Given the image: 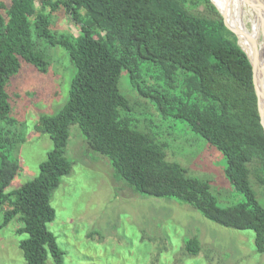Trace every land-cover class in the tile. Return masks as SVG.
<instances>
[{
  "label": "trees",
  "instance_id": "obj_1",
  "mask_svg": "<svg viewBox=\"0 0 264 264\" xmlns=\"http://www.w3.org/2000/svg\"><path fill=\"white\" fill-rule=\"evenodd\" d=\"M212 1L0 0V206H9L1 227L19 218L17 231L28 236L19 244L25 264H45L48 254L64 264L47 224L55 219L52 194L72 171L65 156L71 125L89 151L107 158L115 180L142 196L175 199L219 226L250 230L264 254V207L251 185L252 179L264 186V129L252 66ZM58 11L78 34L52 31ZM55 46L67 52L76 73L67 103L39 118L38 130L53 148L37 177L7 192L20 171L14 153L24 142L15 132L7 85L21 60L45 72L47 50ZM123 72L159 118L183 121L222 153L225 178L242 202L219 206L208 180L166 159L168 143L157 127L141 129L131 115L132 104L119 89ZM184 249L196 255L201 244L187 239Z\"/></svg>",
  "mask_w": 264,
  "mask_h": 264
},
{
  "label": "rangeland",
  "instance_id": "obj_2",
  "mask_svg": "<svg viewBox=\"0 0 264 264\" xmlns=\"http://www.w3.org/2000/svg\"><path fill=\"white\" fill-rule=\"evenodd\" d=\"M219 1L236 24V14L225 0ZM248 19L245 28L252 31ZM52 31L78 34L62 11L53 13ZM235 31L242 47L239 31ZM46 59L45 72L21 60L19 72L7 85L15 132L24 138L14 153L20 171L7 192L38 176L40 164L53 148L48 135L38 130L39 118L56 115L69 99L76 69L67 52L55 46L47 50ZM119 89L130 100L138 126L144 130L156 126L154 132L167 141V160L182 165L192 177L208 180L219 206L243 201L225 178L221 152L192 133L183 121L159 118L153 105L132 88L125 72ZM65 156L72 171L62 177L52 194L55 219L47 224L63 252L64 264H264V254L255 249L254 232L219 226L175 199L142 196L115 180L107 158L89 151L77 125L69 127ZM251 185L264 207V186L252 179ZM6 210L8 205L0 206V264H25L19 244L28 236L18 233L22 227L18 217L1 227ZM192 238L201 244L196 255L184 249V241ZM45 264H54L50 254Z\"/></svg>",
  "mask_w": 264,
  "mask_h": 264
},
{
  "label": "bare ground",
  "instance_id": "obj_3",
  "mask_svg": "<svg viewBox=\"0 0 264 264\" xmlns=\"http://www.w3.org/2000/svg\"><path fill=\"white\" fill-rule=\"evenodd\" d=\"M225 1L236 14V24L229 16L225 5L217 0L224 14L228 17L233 26L238 29L243 49L257 66L256 84L259 90L264 122V0ZM246 17H248V20L251 22L252 31H248L245 28ZM261 37L262 41H260Z\"/></svg>",
  "mask_w": 264,
  "mask_h": 264
},
{
  "label": "water",
  "instance_id": "obj_4",
  "mask_svg": "<svg viewBox=\"0 0 264 264\" xmlns=\"http://www.w3.org/2000/svg\"><path fill=\"white\" fill-rule=\"evenodd\" d=\"M212 1V0H211ZM213 2V1H212ZM214 4V3H213ZM215 5V4H214ZM215 7L217 8V6L215 5ZM218 9V8H217ZM222 18H223V22H224V25L225 27L231 32L233 33L235 36H237V31H235L234 29L230 28L227 24H226V18L224 16V14H222L220 12ZM239 44V43H238ZM240 46V44H239ZM240 48L243 50V52L246 54L248 60L250 61L251 63V66H252V71H253V83H254V87H255V92H256V95H257V100H258V111H259V115H260V120H261V125L264 129V122H263V116H262V110H261V105H260V96H259V90H258V87H257V84H256V72H257V66L255 65V63L253 62V60H251V58L248 56V54L245 52V50L240 46Z\"/></svg>",
  "mask_w": 264,
  "mask_h": 264
}]
</instances>
